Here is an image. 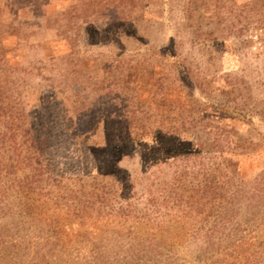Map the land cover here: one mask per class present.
I'll return each instance as SVG.
<instances>
[{"label":"rangeland","instance_id":"obj_1","mask_svg":"<svg viewBox=\"0 0 264 264\" xmlns=\"http://www.w3.org/2000/svg\"><path fill=\"white\" fill-rule=\"evenodd\" d=\"M186 68L199 73L201 86L214 89L202 96L191 87L202 103H222L223 93L234 89L238 118L244 121L235 123L239 133H256L262 139L252 152L221 155L233 160L238 181L225 210L228 221L246 216V209H264V0H0V145L9 142L11 148L25 149L30 140L22 134L31 131L53 172L73 176L115 171L122 186L114 209L152 214L167 195L162 172L168 180L178 172L172 173L168 160L163 161L167 148H148L155 152L151 160L161 161L152 164L148 154L132 150L127 122L107 116L122 110L105 114V103L131 98L138 102L136 115H145L139 122L150 126L152 115L158 121L181 100L179 79L191 85ZM155 75L175 78L174 85L153 93L159 89ZM209 76L211 81L203 79ZM69 125L88 131L85 147L79 135L71 136ZM2 181L0 175V185ZM147 191L153 198L148 203ZM21 219L16 209H0V264H26L23 243L12 256L9 237L25 243L44 240L43 230L37 232L40 237H28L33 229H45L43 224L34 222L30 231L24 225L27 230L22 232ZM71 221L63 227L69 235L77 229ZM166 238L175 256L187 260L184 264L215 260L202 259L195 244ZM93 241L119 254L111 234ZM233 255L237 257L229 260L244 262L241 252ZM255 256L262 258L258 252ZM259 264H264L262 259Z\"/></svg>","mask_w":264,"mask_h":264},{"label":"trees","instance_id":"obj_2","mask_svg":"<svg viewBox=\"0 0 264 264\" xmlns=\"http://www.w3.org/2000/svg\"><path fill=\"white\" fill-rule=\"evenodd\" d=\"M195 73L186 68L185 75L191 85H186V81L177 76L179 85H175L181 93V100L173 102L158 121H154L152 115L150 126L139 122L145 115L141 109V115H136L137 101L121 97L105 103L108 109L105 114L111 113L112 109L122 110L107 116L127 122L132 150L148 154L152 164L161 163L159 158L151 160L153 154L167 148L168 159L163 161L168 160L170 166L167 164V167L172 173L178 172L171 175V180L166 172H162V179L166 182H160L167 189V195H163L159 210L152 214L114 209L112 203L119 197L122 186L115 171L73 176L53 172L49 160L43 157L45 151L34 144L37 140L31 131L22 134L30 140L25 149L11 148L9 142L1 144L0 209L17 210L22 218V232L27 230L26 227L30 231L34 222L45 227L37 228V231L33 229V235H28L29 238L40 237L37 232L43 230L42 244L29 242L30 239L26 243L18 242L9 237L11 255L18 253V246L23 243L26 264L187 263L183 257L175 256L177 251L166 238L170 235L181 245L195 244L202 259L214 256L215 260L209 261L210 264H259L260 259L264 262V209H246L247 218L243 215L228 221L225 210L238 191V181L234 178L233 160L221 156L252 152L260 146L262 139L256 133H239L235 123L244 121L238 118L241 114L240 107H236L234 89L223 93L222 103L199 101L191 87L202 96L214 89L204 83L201 86ZM155 76L154 85L159 89L153 93L174 85L175 78ZM160 79H166L165 83ZM203 79L212 80L211 76ZM156 98L165 106L169 104L164 97ZM210 109L223 114L213 113ZM260 112L264 114V105ZM67 129L70 134L72 132V137L79 135L85 147L88 131L70 125ZM151 147L156 148L154 153L148 150ZM261 176L262 179L264 171ZM127 179L132 189L131 181ZM252 193L247 195L248 199ZM145 194L149 195L145 198L148 203L153 198L148 191ZM41 204L46 205V209H40ZM55 217L59 220L55 221ZM70 220L77 229L69 235L63 227L64 222ZM105 232L113 236V242L120 248L119 254L112 255L93 241V237H102ZM121 237L125 239L123 243ZM240 252L243 263L237 259L229 260V257H237L233 253ZM257 252L262 258L255 256ZM79 256L81 259H77Z\"/></svg>","mask_w":264,"mask_h":264}]
</instances>
